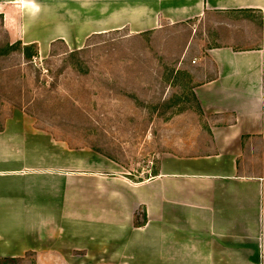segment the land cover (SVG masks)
I'll list each match as a JSON object with an SVG mask.
<instances>
[{
	"label": "crops",
	"instance_id": "0c3cea01",
	"mask_svg": "<svg viewBox=\"0 0 264 264\" xmlns=\"http://www.w3.org/2000/svg\"><path fill=\"white\" fill-rule=\"evenodd\" d=\"M0 0L15 41L79 49L88 36L128 35L208 19L221 43L213 74L192 88L203 153L160 155L132 181L117 162L72 148L22 108L0 123V258L36 264H264V0ZM218 24V23H216ZM145 215L141 222L142 214ZM136 216L138 217L136 224Z\"/></svg>",
	"mask_w": 264,
	"mask_h": 264
},
{
	"label": "rangeland",
	"instance_id": "374dc122",
	"mask_svg": "<svg viewBox=\"0 0 264 264\" xmlns=\"http://www.w3.org/2000/svg\"><path fill=\"white\" fill-rule=\"evenodd\" d=\"M10 22L0 16V123L12 108H22L72 148L113 159L135 182L152 176L164 152L207 149L192 88L213 74L204 50L221 43V21L194 19L138 35L94 34L78 59H63L68 48L58 42L54 57L46 60L47 53L32 64L17 50L5 51L16 39L9 32L17 19ZM15 259L7 264L37 261L33 254Z\"/></svg>",
	"mask_w": 264,
	"mask_h": 264
},
{
	"label": "trees",
	"instance_id": "16d2710c",
	"mask_svg": "<svg viewBox=\"0 0 264 264\" xmlns=\"http://www.w3.org/2000/svg\"><path fill=\"white\" fill-rule=\"evenodd\" d=\"M85 47H87V45ZM4 49H5V51H7L9 53L14 51V50H17L19 52V54L21 55L24 63H26V64H32L36 59L39 58L38 47H37V44H35V43L34 44H23L20 40H17L12 44L7 42L4 45ZM85 49L86 48H84V47L81 49L73 50V51L66 49L65 51H63L61 53V55H62L63 59H66V58L78 59V57L85 51ZM55 55H56V53L54 51V43H52L50 51L48 53V57L46 58V60L48 58L54 57ZM97 152H99V151H97ZM111 160H113V159H111ZM156 172L157 171L155 170L152 175H156ZM137 219H138V217L136 216V224L140 223V222H137ZM141 219H142L141 222H144V220H145L144 213L142 214ZM15 260H17V259H15V258H0V263L7 264V262H11V261L13 262Z\"/></svg>",
	"mask_w": 264,
	"mask_h": 264
},
{
	"label": "clouds",
	"instance_id": "9594fccd",
	"mask_svg": "<svg viewBox=\"0 0 264 264\" xmlns=\"http://www.w3.org/2000/svg\"><path fill=\"white\" fill-rule=\"evenodd\" d=\"M14 3L30 13L39 10V6L34 2V0H14Z\"/></svg>",
	"mask_w": 264,
	"mask_h": 264
}]
</instances>
